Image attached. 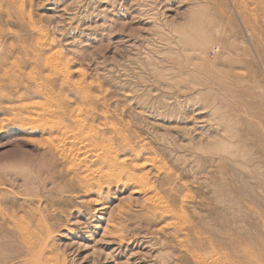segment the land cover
<instances>
[{
	"label": "rangeland",
	"instance_id": "obj_1",
	"mask_svg": "<svg viewBox=\"0 0 264 264\" xmlns=\"http://www.w3.org/2000/svg\"><path fill=\"white\" fill-rule=\"evenodd\" d=\"M180 243L264 264V0H0V264H192Z\"/></svg>",
	"mask_w": 264,
	"mask_h": 264
},
{
	"label": "bare ground",
	"instance_id": "obj_2",
	"mask_svg": "<svg viewBox=\"0 0 264 264\" xmlns=\"http://www.w3.org/2000/svg\"><path fill=\"white\" fill-rule=\"evenodd\" d=\"M79 156H80V154H79ZM96 159L98 160V163L101 166V169L104 168V169L110 171L109 174L104 175V177L106 179L112 180V178H114L113 176H115L118 179V182H120L121 179L124 178V180H125V182L123 181L124 184H129V186L134 187L135 193H138V194L142 193L144 196L148 195V194H152L151 199H152V201L154 200L153 198L156 197L157 190L154 187H149L148 184H145L144 178L140 177L141 175L136 176L134 173L127 172L125 170L126 169L125 168V161L121 160L120 157L112 156V155L98 154ZM137 170H138V172H141L139 169H137ZM92 171H94V170H92ZM94 176H96V175H94ZM139 177L141 179H138ZM140 181H143L144 183H142ZM162 192L165 196L171 195L169 190L163 189ZM149 198H150V195H149ZM147 200L151 201L150 199H147ZM156 201L157 200H155L151 204V207H147V209H146L147 227H150L151 225L156 223L157 220H162L164 217H167L169 215L174 214V212L169 208V206H165V205L160 204L159 202H156ZM146 202H148V201H146ZM183 220L185 221V218ZM184 225L188 228L189 231L196 229V227L193 226L188 221V219H187V221L184 222ZM120 236L122 237V235H120ZM180 244H181V247L184 248L185 253L189 256V257H187V256L186 257L191 260L192 264H232V263H234L233 262L234 258L233 259L231 258L232 254L235 255V259L239 258L237 255V252H235V254L232 252V254H231L230 252L227 251L228 253H230V256H228L229 254L228 255L224 254V251H222V247H223L222 244L225 245V243H222V244H220V243H180ZM230 244H232L231 249L234 251V249H235V248L233 249L234 244L228 243V245H230ZM225 246H227V245H225ZM227 247H226V249H227ZM231 249H229V250H231ZM235 251H236V249H235ZM254 257L255 256L253 255V253L251 251L243 252L242 253L243 264H258ZM263 257H264V255H263ZM257 259L259 260V258H257ZM226 260H228V262Z\"/></svg>",
	"mask_w": 264,
	"mask_h": 264
}]
</instances>
